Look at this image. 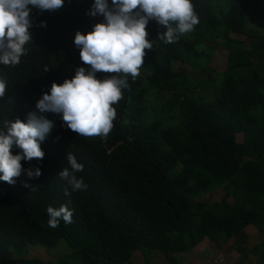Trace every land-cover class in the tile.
Returning a JSON list of instances; mask_svg holds the SVG:
<instances>
[{
  "label": "trees",
  "instance_id": "16d2710c",
  "mask_svg": "<svg viewBox=\"0 0 264 264\" xmlns=\"http://www.w3.org/2000/svg\"><path fill=\"white\" fill-rule=\"evenodd\" d=\"M93 3L64 0L57 10L29 5L25 54L16 66L0 64L6 82L0 128L5 120L26 122L29 112L54 125L40 142L43 159L21 160L15 184L0 180V264H135L133 252L140 247L181 264L176 255L194 251L204 239L218 245L234 238L233 245L244 248L248 225L262 239L236 264H245L249 253L264 264V0H192L199 23L171 44L158 39L166 29L150 20L152 49H145L139 75H128L129 88L112 105L110 132L82 136L67 127L62 114L40 113L36 104L53 82L72 79L78 67L90 70L74 37L105 22L100 14L86 15ZM41 21L47 26L39 27ZM213 43L227 51L214 86ZM186 67L205 78L196 80ZM112 75L123 74L96 73L101 80ZM11 152L22 149L13 145ZM69 152L84 166L75 175L85 190L73 192L58 176L68 167ZM37 168L38 178L23 171ZM222 187V199L199 200ZM61 205L73 211L72 223L61 220L51 228L46 210ZM60 241L68 248L54 263L25 256L31 245L51 248Z\"/></svg>",
  "mask_w": 264,
  "mask_h": 264
},
{
  "label": "clouds",
  "instance_id": "9594fccd",
  "mask_svg": "<svg viewBox=\"0 0 264 264\" xmlns=\"http://www.w3.org/2000/svg\"><path fill=\"white\" fill-rule=\"evenodd\" d=\"M64 0H0V64L16 66L25 54V45L31 40L29 28V5L40 10H57ZM102 15L105 22L93 26V31L75 34L74 43L80 49V58L90 70L78 67L72 79L63 84L53 82L50 94L44 93L37 102L40 113L62 114L61 119L73 132L82 136L107 135L116 117L112 106L122 98L121 89H128V75L133 79L139 75L144 64L145 49H152L146 26L155 20L166 31L158 33V39L165 44L179 40L182 33L191 32L199 23L192 0H94L86 15ZM39 27H46L41 21ZM47 72L48 69H45ZM97 72L123 74L112 75L103 80ZM6 82L0 78V97L5 95ZM53 122L36 112L27 114L26 122L16 119L5 120L0 128V180L15 184V177L22 173L21 160L43 159L40 142L44 141L53 127ZM16 145L21 154L13 155ZM68 167L58 173L71 190L87 188L83 178L75 173L83 171L72 153L66 157ZM26 171L27 176L38 178L39 168ZM24 187H31L28 183ZM34 189V188H33ZM65 189V195H70ZM48 224L56 228L62 220L72 223L73 211L67 205L47 208Z\"/></svg>",
  "mask_w": 264,
  "mask_h": 264
},
{
  "label": "rangeland",
  "instance_id": "374dc122",
  "mask_svg": "<svg viewBox=\"0 0 264 264\" xmlns=\"http://www.w3.org/2000/svg\"><path fill=\"white\" fill-rule=\"evenodd\" d=\"M253 23L254 21H252V24ZM261 30L264 32L263 26L261 27ZM230 34L232 37L243 40L246 43H248L250 40V38L245 35L237 33ZM213 45L215 47V52L209 64L213 69V79L211 81L212 86L218 83L220 79L219 73L224 70L227 57L226 50H224L217 43H213ZM178 67L182 68L183 66L178 64ZM184 70L187 71V73H189L191 76L195 77L196 80H201L203 76L196 71H191L188 67H186ZM203 78H205V76H203ZM199 93L206 97H209L212 94L211 91L203 92L201 90H199ZM160 95H163L162 92L160 93ZM238 137H241V135H239ZM225 195L226 188L222 187L214 192L203 195L199 198V200L210 202L220 200ZM226 198L230 202L234 201V198L232 196H228ZM245 234L246 241L244 243V248L241 246L235 247L233 245L234 238H230L225 242H220L218 245H215L214 243L207 241V239H204L191 253H178L177 255H175L177 259L180 260L181 264H236L243 252L248 251L252 246L257 244L262 239V236L256 231V228L253 225L245 228ZM66 248H68V246L64 241L58 242L51 248H46L42 245H31L25 256L36 257L43 261H50L54 263L57 261L58 257L66 251ZM13 253L14 249H10V258L14 257ZM132 257L135 264H171V259L173 260L172 255H167L157 250H149L145 247H140L139 249L134 251ZM254 257L255 256L253 254L249 253L248 260L245 262V264H254Z\"/></svg>",
  "mask_w": 264,
  "mask_h": 264
},
{
  "label": "crops",
  "instance_id": "0c3cea01",
  "mask_svg": "<svg viewBox=\"0 0 264 264\" xmlns=\"http://www.w3.org/2000/svg\"><path fill=\"white\" fill-rule=\"evenodd\" d=\"M248 226H251V225H248ZM248 226H247V227H248ZM256 231H257V230H256ZM191 252H192V251H191ZM191 252H187V253H191ZM132 258H133V257H132ZM254 259H255V257H254ZM254 264H256V261H255V263H254Z\"/></svg>",
  "mask_w": 264,
  "mask_h": 264
}]
</instances>
